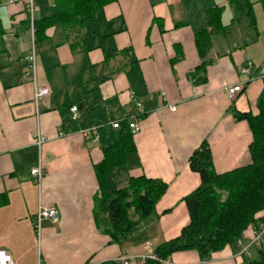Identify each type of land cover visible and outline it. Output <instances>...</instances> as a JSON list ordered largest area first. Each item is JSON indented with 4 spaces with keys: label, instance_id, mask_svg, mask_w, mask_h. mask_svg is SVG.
I'll use <instances>...</instances> for the list:
<instances>
[{
    "label": "crops",
    "instance_id": "1",
    "mask_svg": "<svg viewBox=\"0 0 264 264\" xmlns=\"http://www.w3.org/2000/svg\"><path fill=\"white\" fill-rule=\"evenodd\" d=\"M250 1L255 42L249 40L253 32L233 26L229 0H115L78 34L66 38L49 28L48 40L37 44L31 24L55 15L53 0H34L33 17L24 3L0 0V251L15 264H105L177 238L190 223L183 199L201 185L189 165L195 151L209 145L217 174L251 163L253 135L247 121L236 117L256 114L264 91V0ZM215 8L221 10L219 29L231 30L199 52L196 38ZM249 63L254 69L245 76L241 70ZM239 84L242 92L229 100L225 90ZM40 87H49L51 95L36 102ZM135 114L141 129L133 137L135 152L100 177L96 167L118 141L112 126ZM94 128L98 141L79 134ZM37 131L47 140L40 150ZM60 132L65 137L58 138ZM39 162L40 185L31 176ZM141 176L161 180L168 190L141 225L115 242L96 222L101 197ZM39 208L60 214L57 224L42 223L40 237ZM261 219L264 211L256 217ZM255 226L245 230L242 245L250 244ZM240 253L236 244L209 262L195 252L176 253L169 261L243 264Z\"/></svg>",
    "mask_w": 264,
    "mask_h": 264
},
{
    "label": "trees",
    "instance_id": "2",
    "mask_svg": "<svg viewBox=\"0 0 264 264\" xmlns=\"http://www.w3.org/2000/svg\"><path fill=\"white\" fill-rule=\"evenodd\" d=\"M115 0H53L55 15L35 21V42L47 41L49 28L62 30L66 38L78 34L83 24L92 15ZM234 13L233 26L253 32L251 42L258 37L256 20L250 0H229ZM220 9L206 14V29L196 38L199 52L212 46L213 37L231 29H219ZM3 34L0 23V35ZM70 34V35H69ZM238 120L247 121L253 135L250 146L251 163L245 167L217 174L213 167L212 154L205 142L189 160L191 170L198 174L201 185L183 199L188 210L190 223L181 234L154 250L161 261L181 252H195L202 263L227 247H235L243 233L264 219L256 217L264 211V91L257 102V113L237 114ZM118 141L105 153L103 162L96 167L100 177L110 175L117 167L124 165L126 158L135 152L134 135L127 121L122 122ZM168 190L161 180L145 176L133 177L126 188L104 195L99 203L96 222L105 228L111 239L119 242L131 234L155 210L157 203ZM105 215L104 218L101 215ZM105 264H120L109 262ZM145 264H161L148 260ZM243 264H264V248L256 251V258L245 259Z\"/></svg>",
    "mask_w": 264,
    "mask_h": 264
},
{
    "label": "built area",
    "instance_id": "3",
    "mask_svg": "<svg viewBox=\"0 0 264 264\" xmlns=\"http://www.w3.org/2000/svg\"><path fill=\"white\" fill-rule=\"evenodd\" d=\"M9 3H24L29 11V14L31 17H33V13L35 11L34 8V0H8ZM31 31L32 35L34 37V26L33 23L31 24ZM29 61L32 66V70L35 69L36 64V57L35 53L32 54L31 57H29ZM254 69V66L252 63H249L245 68L241 70V73L245 76H250L252 74V71ZM242 92V84L237 85L236 87H229L225 90V94L229 98V100L233 101L235 97ZM51 95V90L49 87H40L35 89V101L40 102L46 98H48ZM161 97H165V93L161 94ZM137 109H142V105L140 103L136 104ZM171 112H175L176 108L171 106L169 107ZM70 116H71V122L76 123L79 120V111L76 106H73L70 108ZM125 121H127L129 125V129L131 131L132 135H136L140 132V115H130L128 116ZM121 123H116L112 127L113 129H118L119 125ZM99 129H89L85 131H80L79 134L84 137L87 140H99ZM58 138L65 137L63 132L58 133ZM47 142L45 137L37 131L35 135V145L40 150L42 146ZM31 176L34 179V181L40 185L41 180L43 178V170L41 166V162L38 163L37 167L34 168L31 171ZM51 221L53 224H57L60 220V214L55 209H47V208H39V211L37 213L36 219H35V227L37 230V234L40 237L41 236V227L42 223L44 221ZM237 246L241 248L240 257L245 259H252L251 249H254L255 251H259L260 249L264 248V223H260L255 226L254 228V235L253 238L248 246H244L241 243V240L237 242ZM148 260L152 261H158L161 264H171L169 259L165 261H161L157 258V256L154 253V248L152 244H147L144 247V254L142 255H129V256H122L119 258L116 262L120 264H145ZM0 264H15L11 255L6 251H0Z\"/></svg>",
    "mask_w": 264,
    "mask_h": 264
},
{
    "label": "rangeland",
    "instance_id": "4",
    "mask_svg": "<svg viewBox=\"0 0 264 264\" xmlns=\"http://www.w3.org/2000/svg\"><path fill=\"white\" fill-rule=\"evenodd\" d=\"M252 258H256V251L254 249H251Z\"/></svg>",
    "mask_w": 264,
    "mask_h": 264
}]
</instances>
